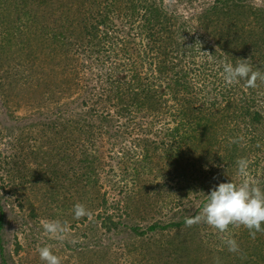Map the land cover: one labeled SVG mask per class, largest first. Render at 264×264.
Masks as SVG:
<instances>
[{
	"label": "trees",
	"instance_id": "16d2710c",
	"mask_svg": "<svg viewBox=\"0 0 264 264\" xmlns=\"http://www.w3.org/2000/svg\"><path fill=\"white\" fill-rule=\"evenodd\" d=\"M166 3L18 0L17 18L46 30L48 53L61 60L59 82L47 91L54 114L39 132L45 150L33 152L60 166L52 163L42 179L49 190L65 179L98 228L165 244L158 248L173 264H264V232L253 239L230 225L239 245L230 252L225 234L184 223L216 185L239 183L240 157L253 161L251 175L264 188V82L226 86L221 67L248 59L264 72V7L211 0L184 16ZM103 173L116 189L112 204ZM2 217L0 204V230ZM0 258L10 264L1 234Z\"/></svg>",
	"mask_w": 264,
	"mask_h": 264
},
{
	"label": "rangeland",
	"instance_id": "374dc122",
	"mask_svg": "<svg viewBox=\"0 0 264 264\" xmlns=\"http://www.w3.org/2000/svg\"><path fill=\"white\" fill-rule=\"evenodd\" d=\"M247 1L253 7H264V0ZM17 2L0 0V204L3 211L0 234L5 259L10 264H45L38 248L49 246L60 257L61 264H173L170 251L158 248V245L164 248L165 244H144L128 229L107 233L91 221L92 214L85 221L77 222L74 205L79 203V197L75 188L68 189L62 179L57 187L49 190L43 181L44 174L45 177L51 174L52 163L60 166L58 159L42 157L45 145L39 146V132L42 122L54 114L47 91L54 88L55 81L59 82L61 60L60 55L48 53L50 46L47 45L52 41L45 40L46 30L35 26L37 23L32 18H17L16 11L20 9ZM165 2L184 16H194L211 0ZM35 148H41L38 156L33 154ZM106 176L103 173L101 182L108 190L107 202L112 204L116 202V189L108 185ZM42 220L61 221L67 226L66 238L51 239L41 226ZM136 222L142 227L146 224L140 219ZM160 252L165 255L161 258L166 259L165 263L157 258Z\"/></svg>",
	"mask_w": 264,
	"mask_h": 264
},
{
	"label": "clouds",
	"instance_id": "9594fccd",
	"mask_svg": "<svg viewBox=\"0 0 264 264\" xmlns=\"http://www.w3.org/2000/svg\"><path fill=\"white\" fill-rule=\"evenodd\" d=\"M222 78L226 86H232L245 81L248 88H256L257 81L264 82V72L254 70L248 59H240L233 65L222 61ZM235 142V141H232ZM253 161L240 157L236 161L239 183L221 182L207 195L199 212L185 218V226L206 224L218 233H228L230 225L243 226L249 230L254 239L257 232H264V188L261 181L252 177L250 165ZM90 216L83 204L74 205V217L79 219ZM44 232L55 240L63 241L66 238L67 226L59 220H42ZM223 243L230 252H238L239 245L231 234L222 237ZM76 241H73L75 243ZM41 261L45 264H61L60 257L55 255L49 246L38 248ZM217 264H219L217 260Z\"/></svg>",
	"mask_w": 264,
	"mask_h": 264
}]
</instances>
